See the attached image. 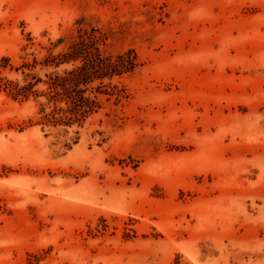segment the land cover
Returning <instances> with one entry per match:
<instances>
[{
	"label": "rangeland",
	"instance_id": "374dc122",
	"mask_svg": "<svg viewBox=\"0 0 264 264\" xmlns=\"http://www.w3.org/2000/svg\"><path fill=\"white\" fill-rule=\"evenodd\" d=\"M91 27L140 66L83 127L0 88V264H264V0H0V79Z\"/></svg>",
	"mask_w": 264,
	"mask_h": 264
},
{
	"label": "trees",
	"instance_id": "16d2710c",
	"mask_svg": "<svg viewBox=\"0 0 264 264\" xmlns=\"http://www.w3.org/2000/svg\"><path fill=\"white\" fill-rule=\"evenodd\" d=\"M108 40L109 35L96 27L79 29L60 52H51L42 60L34 57L15 69L22 70L21 81L1 78L0 88L14 100L39 101L46 125L83 127L102 109L103 96H125L114 80L133 74L140 66L135 50L111 53ZM65 41L61 38L59 44Z\"/></svg>",
	"mask_w": 264,
	"mask_h": 264
}]
</instances>
